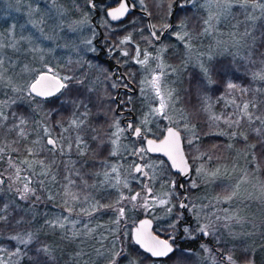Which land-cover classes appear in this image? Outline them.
<instances>
[{"label": "trees", "instance_id": "16d2710c", "mask_svg": "<svg viewBox=\"0 0 264 264\" xmlns=\"http://www.w3.org/2000/svg\"><path fill=\"white\" fill-rule=\"evenodd\" d=\"M147 1L153 26L162 29L168 22L165 21L166 19L159 20L157 16L162 15L167 18L174 0ZM115 2V0H106L104 5L106 8L112 7ZM86 3L87 0H84L85 5ZM43 4L44 2L41 0H34V5L38 7ZM255 14L259 15V12ZM246 16L243 9L233 7L230 16L222 18L218 23L219 41L225 46H222L220 52L215 53L210 51V44L203 37L208 33V31H204L208 27V24L204 23L208 19L206 11L197 3L187 9L179 6L175 14V26L172 33L178 31L177 28L178 32H182L184 28L181 29L180 24L184 22L189 38H186L185 41L171 39L172 33H170L162 42L167 48L164 60L168 66L167 73L163 75L162 84L167 96L168 92L172 93L171 97L168 96L169 114L174 122L172 125L181 131L185 143L191 141L188 148L185 144L190 161L196 162L197 160V145L194 143V139L204 136L209 143L211 141L218 142L219 158L229 156L230 162H235L237 166L246 169L248 173L253 172L264 186V149L258 144L259 137L252 131L255 127L264 126L258 123L249 124L246 119L241 118L242 113L239 107L244 103H255L257 107L255 109L250 107L249 111H254L257 115L264 117V80L253 78L254 73L264 69V64L261 63L264 61V19L255 21L253 25V22L247 20ZM133 25L130 24L128 28H133ZM245 29L251 31L252 36L244 39L239 37L243 45L247 40V46L236 48L230 41L232 33L242 35ZM32 32V25L23 12H19L13 1L0 0V45H3L0 48V54L3 55L5 61L6 75L16 78L21 75L28 56L23 54L24 40L20 38L27 37ZM109 32L104 31L105 37L110 42L116 41V38L112 40V33ZM190 37L195 42L196 49L202 50L203 54L198 52V56L188 54L189 51H187L185 43L191 39ZM216 37L213 35L214 39ZM252 37H255L254 41ZM13 43L16 44V48L11 47ZM114 45L117 46L115 42ZM159 45L161 44H155V48ZM58 53L60 61L59 59L53 62L46 61L45 64L53 67L61 76L73 74L85 79L84 85H77L79 93L74 90L71 93V98L79 95V99L87 104V109L84 107L76 109L71 104L61 106L62 102L69 97L59 93L51 97L50 101L43 103H37L40 98H35L32 101L18 99L17 103L6 108L5 112L9 114L15 112L29 118L28 141L37 139V133L42 135L40 125L49 126L52 131L54 128L57 131H63V135L71 141H75L76 136L79 135L86 146L85 155H77L74 148L71 153L60 157L58 170L52 169L55 175L54 182L56 181V189L52 193L53 201L46 200L47 196L39 201L34 196L28 200H21L14 190L9 191L6 185H0V188L3 189L0 191V209H3L0 215L7 218L0 221V260L5 261L6 264H31L29 257L34 255V252L28 251L17 241L11 240L10 237L16 233L23 235L27 231L39 230V239L52 249V255L55 257L54 264H122L129 260H135L137 264H246L248 259H251L253 264H264V217L254 218L250 221L256 227L251 232L256 238L253 243L236 239L240 237V228L243 227L237 226L229 232L220 234L217 243L215 236L214 239L211 238L214 251L208 246L181 245L176 246L174 253L167 259L156 260L143 254L131 241V230L144 216H134V213L131 214L128 211L129 200H124L121 205H116L117 208L120 206L125 208V215L120 218L119 223L114 222L117 212L113 209L105 208L95 211L91 216L85 214L86 211L92 212L93 202L98 201L106 205L115 204L121 193L125 197H130L134 192L141 193V187L132 181L133 177L128 175L123 178L129 183V188H123V185L113 187L114 179L110 177L111 175L107 181L103 178L104 172L111 174V167L116 165L111 154L113 145L110 143L109 137L119 118L114 112V93L113 91L108 93L111 84L101 83L103 79L107 80L106 76H110V71L94 57L80 55V59H72L64 52L58 51ZM62 54L65 56L64 60H61ZM206 55L209 58L204 57ZM202 58V63H197ZM77 61L80 63L78 64ZM89 62L99 66L101 64L103 69L99 71L93 66L91 69L83 67ZM11 63L12 66L9 65ZM32 63H36V60H33ZM43 66L44 64L42 66L37 64L34 69L44 71ZM202 66L210 70V80L204 74ZM136 70L138 71V69ZM35 74L32 72L27 82L31 81ZM228 83L236 84L238 87L230 90L227 88ZM105 90H107L106 93ZM16 95L7 88L0 90V100ZM34 109L35 111H33ZM142 110L136 104L134 112L141 115ZM85 111H87V115H81ZM63 112L70 113L67 122L55 125L57 114ZM216 117L219 119H215ZM77 118L83 119L84 125L81 128L70 127V121ZM237 119L240 120L238 125L231 124V121ZM12 123L13 119L10 116L9 120L5 122L6 127L11 126ZM64 129H67L66 133ZM233 132L236 133L235 136L232 135ZM94 136L98 139H93ZM150 136L156 137L157 134ZM244 136H247V139ZM100 138L104 140L103 145L100 144ZM16 139L15 133H8L6 128L3 134H0V148H5L7 154H12L11 157L18 162L25 157L26 153L22 149L18 153L11 151V148L18 147L14 143ZM25 143L26 141H21V145ZM253 144H257V147L253 148ZM6 145L10 147H5ZM140 145L142 146V143ZM0 155L3 156V159H0V171H3L6 156L3 153ZM37 158L39 159V157ZM68 160L76 161L74 168L79 170L83 180L66 171L64 163ZM209 160L214 164L215 160ZM81 161L86 163L82 165ZM66 175L76 181L74 185L68 187V191L78 197L76 200H73L70 195H65ZM84 181L87 182V186ZM32 187L37 189L36 195H38L40 193L38 192L39 185L32 184ZM217 191L221 194L227 193L225 188H218ZM193 194L194 192L189 191L187 200ZM179 196L181 198L180 193H178ZM5 205H7L6 208ZM69 207L72 208L71 213L67 211ZM173 213V219L165 228L159 227L158 224L155 225L154 222V233L164 240H168L177 231L175 220L180 211L176 204ZM53 214L61 218L68 216L69 220L66 223L76 221L79 225L74 229L49 228L47 226L41 228L45 219L51 220L50 217ZM46 215L47 218H44ZM18 220L22 222L17 224ZM250 226L252 225H245L248 231H250ZM194 229L193 225L189 231ZM73 233H77V235L73 236ZM181 239H185V236H182ZM17 247L21 251L13 255ZM202 248H208L214 254L217 263L205 257ZM26 251L27 255H25ZM121 252L122 255H116ZM229 255L233 258L232 262L224 258Z\"/></svg>", "mask_w": 264, "mask_h": 264}, {"label": "rangeland", "instance_id": "374dc122", "mask_svg": "<svg viewBox=\"0 0 264 264\" xmlns=\"http://www.w3.org/2000/svg\"><path fill=\"white\" fill-rule=\"evenodd\" d=\"M13 1V4L19 9V12H23V15L27 18L28 22L33 27L32 34H28L27 38H30L28 40H24V52L23 54L28 58L26 59V65L29 71H25V66L22 70V73L19 77H11L14 82L16 83H24L27 82L29 77L31 76L32 71L31 69L35 68V65L38 64V66H42L43 64L48 62L57 61L59 59V53L58 51L64 52L67 50V52H73V56L76 54H79L78 46H74L73 48L70 47V44H73V41H81V40H91V45H86L84 43V48L94 49L93 41L97 38V33L91 29V26L89 25V19L90 15L86 9V6L84 4V0H55V6L53 5V0H41L44 2L43 6H37L34 5V0H11ZM25 1V2H24ZM141 6H143L144 9H149V4L147 0H134ZM174 2V1H173ZM199 2V3H198ZM199 4L200 7L206 11L208 14V18L210 15L214 17L208 24V33L204 34L203 37L205 38L206 42L210 44L211 52H220L223 45L219 41V30H218V23L222 20V18H228L231 14L230 10H225L222 7H217L214 0L210 3V0H190L188 2L184 1L180 8L187 9V7H190L195 4ZM59 9H63L64 12L62 15L58 14ZM87 20L86 24L79 25L77 28V31L73 32L69 29L68 25L72 24L73 22H78L81 20ZM35 24V26H34ZM131 24L124 23L121 26H117L115 28H109L110 32L112 33V40L116 38V35L118 32L125 31V33H131L133 32L134 28H128V26ZM133 27V26H132ZM41 29L43 31H41ZM179 31V29L177 28ZM178 31L173 32L170 35L171 39L177 38V33H180ZM185 31V27L182 32ZM107 32V30H106ZM181 32V34H182ZM213 35L217 36L216 39L213 38ZM239 37H242V35H238L236 33H232L230 41L235 45L236 48H239L243 46L245 47ZM86 38V40H85ZM189 38V37H188ZM191 38V37H190ZM72 40L71 42H69ZM237 40L240 41L239 44H237ZM111 46V54H114L113 57L116 56L118 62H120L124 66V70L126 74H130L132 77V81L136 84L137 87V93L136 98H131V107L134 111V108L137 105H139L140 108H142L141 115L136 114V121L135 126H140L146 128L144 131L145 136H150L151 134L156 135L160 131H162L163 128H166L168 126H173L174 124L170 114H169V101L168 96L165 94V90L163 88L162 84V95L164 96L165 102L167 104L166 109L164 110L167 114V118L163 115L158 114H152L151 110L153 108H156L159 106L160 99L156 96V93L154 89L150 86L148 81L152 79L154 75H160L163 73H167L168 66L164 60V55L166 52V46L164 43H162L159 46H156V48L153 49V54L149 56L148 62L146 65H141L136 62V58L132 55L131 50L122 48L121 44H118L117 46L114 45ZM189 44V45H188ZM195 42H193V39L191 38L187 43H185L188 54H196L197 52L199 54H203L202 50L196 49V46H194ZM209 47V49H210ZM40 49V51H31L30 49ZM82 51L81 56H92L96 54V49L94 51L89 50L87 52ZM208 49V50H209ZM204 50V49H203ZM207 52L209 53V51ZM127 52L128 55L124 56L122 55L123 52ZM83 52L85 54H83ZM41 56L43 59H41ZM203 56V55H202ZM208 55L204 56L206 58ZM91 57V58H92ZM130 57V58H129ZM144 56H140V59H143ZM33 60H36V63H32ZM202 59H200L197 63H202ZM128 64H135L138 71L135 68H132V66H128ZM12 66V63L9 64ZM88 65H92L95 69H98L99 71L103 69L101 66L92 63ZM158 65H161L162 67H158ZM86 67L90 68L89 66L85 65ZM127 66V67H126ZM85 67V68H86ZM163 75L161 76V82ZM10 77V75H7ZM108 76V75H107ZM107 80L103 79L101 82L102 84H111V89L108 91L114 93L113 100L115 99V88L112 87V84L115 83L114 80L111 77V74ZM96 79V77H95ZM99 82V81H98ZM143 89V92L141 91ZM107 90H105L106 93ZM111 95V94H110ZM126 98V99H125ZM122 101H129V98L124 97L121 99ZM129 103V102H128ZM115 104V102H114ZM115 112V108H114ZM58 118H56L55 125H60V123L65 124L70 117V113H58ZM147 118V124L146 126L141 125V121L145 120ZM118 125L120 128H123L120 125V121L118 119ZM155 125V126H154ZM162 127V128H161ZM154 128V129H153ZM176 128V127H175ZM116 131V127L113 128V132ZM63 133V131H60L54 128L53 134L56 136H60V134ZM66 133V132H65ZM113 139L115 137H112ZM126 134L125 131L120 135V138L117 142V145L115 146L117 148L116 154L112 155L114 157V162L116 165L115 167L120 169V178L121 181L125 180L123 176L125 175L131 176L132 181L141 187V196L137 198L136 201H129L130 207H128V211L130 213H134L136 215L144 216L143 218H149L153 222H155V225L158 224L159 227H167L168 223L171 219H173L174 213L173 208L176 206L179 208V204L181 202L180 196L178 197V189H177V183L176 180L173 177H170L168 174L166 175V178L162 179V176L164 175L161 170L162 164L159 161L151 160L148 158L149 156L142 154L143 156V164L144 166L147 165V172H148V185L151 189V193L149 196L147 195V187H145L144 182L141 180V178L138 175L132 174L133 165L130 167L125 166L122 159L126 155H129V159H133L134 153L136 151L137 143L135 141H127L126 140ZM4 139V138H2ZM198 138L194 139V143L197 144ZM189 145V141L185 143ZM185 145V153L190 160L189 153L187 151ZM114 148V146H113ZM112 148V150H113ZM218 142L211 141L208 142L207 147L204 148V157L206 158L205 161L198 163L199 154L197 152V160L196 162H191L194 168V174L192 179L185 184L184 189L187 192H194V194L191 196L189 200L186 201V204L189 205L188 207V215L193 216V225L196 228L197 223L203 225V224H213L215 227V233L213 235H210L211 238L214 236L216 237V243L219 241L217 238L220 234L226 233L229 230L234 229L237 226H243L240 228V237H237V240H247L249 243H253L256 238L252 235L251 232H253L254 229H256L255 225H253V222H250L254 218H263L264 217V186L263 184L258 180L257 176L250 172L248 173L246 169L241 168L237 166L235 162H230L229 156L220 157L219 158V151L218 149ZM5 159H4V166L5 169L3 171H0V173H4L5 177L13 176L14 177V169L9 167L8 158L10 155L7 154V151L4 153ZM45 158L42 154L39 159ZM215 160L214 164L211 160ZM117 162H116V161ZM134 160V159H133ZM122 161V162H121ZM122 163V164H121ZM20 167L23 169L21 172V176H25L29 174V171L24 165H20ZM54 169V167H53ZM201 169L202 171L198 172L197 170ZM37 171H39V168H36ZM114 179V185H116L115 180V173L110 174ZM137 176V177H136ZM164 177V176H163ZM105 179V177L103 176ZM56 182V181H55ZM55 182L49 177L45 180L44 186L39 188L40 192L37 196L40 197V200L42 198H45L46 200L53 201L52 193L55 190ZM11 183L10 180H5L4 185L9 188V184ZM128 183V182H127ZM173 183L175 184V187H173ZM193 183H195V187H192ZM33 184L38 185L35 180ZM123 183L116 185L115 187H121ZM125 188V187H123ZM129 188V183L128 187ZM218 188H225L227 190L226 194L219 193ZM201 189L202 192H201ZM217 189V190H216ZM201 192V193H200ZM233 192H235V195L232 196L231 200H225V197L231 195ZM51 193V194H50ZM47 194V195H46ZM134 192L132 195H135ZM35 197V196H34ZM49 197H52V199H49ZM144 197H147L148 200V206H143ZM36 199V198H35ZM39 201V200H38ZM160 201H164V203H160ZM133 205H136L135 207ZM193 205L195 207H193ZM226 210V211H225ZM180 211V209H179ZM181 213H178L176 216H180ZM48 215V213H47ZM47 215L44 218H47ZM199 216V221H197L196 217ZM219 216L220 219L217 220L216 217ZM58 217L56 214H53L51 220ZM152 217V218H150ZM176 222L177 223V219ZM225 217H235L236 219H225ZM252 225L250 226V231H248L245 227V225ZM79 225L78 222L75 223V227H72L71 223H66L65 228H77ZM227 225V226H225ZM83 226V225H82ZM136 226V224H135ZM247 230V231H244ZM177 232V231H176ZM175 232V233H176ZM196 234L201 238L202 234L198 231H190L189 235ZM214 239V238H213ZM259 239V238H258ZM212 240V239H211ZM215 243V246H216ZM208 249V248H207ZM204 251L205 257H208L212 259L211 261L217 263V260H215L214 254L212 252L206 251L205 248H202ZM211 253V254H210ZM213 254V255H212ZM217 256V255H216ZM217 258V257H216ZM122 264H129V261L124 262ZM154 264V263H152Z\"/></svg>", "mask_w": 264, "mask_h": 264}, {"label": "snow or ice", "instance_id": "6c2138e0", "mask_svg": "<svg viewBox=\"0 0 264 264\" xmlns=\"http://www.w3.org/2000/svg\"><path fill=\"white\" fill-rule=\"evenodd\" d=\"M212 0H210V3ZM216 6L222 7L225 10H230L233 7H237L240 9H243L245 13L247 14L246 18L249 21L253 22V25L255 24V21L259 19H264V0H214ZM87 3L91 5V7H95V5L92 3V0H87ZM142 3V0H141ZM53 5L55 6V0H53ZM129 9V5L126 3H121L120 7L117 9H113L111 12L108 13L109 16H111L113 19H117L120 16H123ZM64 12L63 9H59L58 14L62 15ZM259 12V15H256L255 13ZM214 19L212 15L209 16L207 20L204 21L205 24H209L210 21ZM87 20H81L78 22H73L72 24H69L68 27L71 31L75 32L77 31V28L79 25L86 24ZM35 26V24H34ZM154 27V26H153ZM167 27V26H166ZM181 29L186 27L184 22H181L180 24ZM41 31H43L41 29ZM205 32L208 31L207 28L204 30ZM152 35L156 37V33L153 32ZM189 33L184 31L181 33H177V38L181 41H185L186 38H188ZM252 33L248 29H245V32L242 34L241 39H244L245 37H251ZM159 39V37H156ZM21 40H28L30 38L27 37H21ZM253 41L255 40V37H252ZM131 37H125L123 40L120 41V44L128 43L130 42ZM237 44L240 43L239 40L236 41ZM86 45H91V40L84 41ZM244 46H247V40L244 41ZM3 45H0V48H2ZM11 47L16 48V44L13 43ZM19 51V49H16ZM31 51H40V49L34 48L30 49ZM89 50L94 51V49L84 48L83 51L87 52ZM122 55L127 56L128 53L125 51L122 53ZM141 53L139 48L136 49V62L141 65H146L149 58V53L145 51L144 58L140 59ZM41 59L43 57L41 56ZM71 63V62H69ZM79 64L80 62L77 61ZM262 64H264V61H261ZM5 61L3 58V55L0 54V90L7 88L12 93L17 94L13 97H8L7 99L0 100V134H3L5 128L8 133H15V136L17 139L14 141L18 147L11 148L12 152H20L21 149L26 153L25 157L20 160L16 161L11 156L8 158L9 167L14 169V177L8 176L5 177L4 173H0V185H3L5 183V180H10L11 183L9 184V191L14 190L16 195L21 200H28L31 197L35 196L36 200H40V197L36 195L37 189L35 187H32V184L35 180V182L42 188L45 184V180L49 177L54 181L55 175L52 172L53 167L57 165V161L59 157L65 156L68 153H71L73 149L75 148V151L77 155L83 156L85 155V145L83 139L77 135L75 138V141H71L68 138H66L63 133L60 134V136H56L53 134V131L51 127L40 125L42 135L40 133H37L38 138L32 141H28V136L30 135V130L28 128L29 125V118L24 115H18L15 112L12 113H6L5 109L10 107L13 104L17 103V100H23L28 99L29 101L35 100L36 97H39L40 100L37 103H43L45 101H50L51 97H54L57 95V93H60L61 95L68 96L69 98L64 100L61 104L63 106L64 104H71L76 109H79L80 107H84L87 109V104H85L84 101L79 99V95H77L75 98H71V93L75 90L79 93V89L77 88V85H84L85 79L79 78L73 74H65L61 76L59 72L55 71L53 67L48 66L47 64H44V71H40L38 69H31L30 71L36 73L31 81L24 82V83H16L13 81L11 77H8L6 75L7 68H5ZM83 66V65H81ZM91 67L92 65H87ZM158 67H162L161 65H158ZM202 70L206 76L209 77L210 80V70L208 68H203ZM25 71H29L27 66H25ZM71 71V70H69ZM160 75H154L148 83L150 86L154 89L156 96L159 97L160 103L159 106L156 108H153L151 110L152 114H158L163 115L167 118V114L164 111L167 107V104L165 102L164 96L162 95V82H161V76ZM110 77L106 76V79ZM254 79L264 80V69H262L260 72H256L253 74ZM112 87L115 88L117 85L115 83L112 84ZM125 88L128 87L127 84L124 85ZM238 86L233 83H228L227 88L228 89H236ZM66 90V91H65ZM91 91V89H89ZM143 92V89L141 90ZM172 93L168 92V96L171 97ZM59 98V97H57ZM129 103L131 102V97H129ZM240 107V111L242 113L243 119H246L249 124H256L258 123L261 126H264V117L261 115H257L254 111H249L250 107L252 109H255L257 105L255 103H244ZM35 111V109L33 110ZM75 115V113H74ZM81 115L86 116L87 111L82 113ZM10 116L13 119V123L11 126L6 127L5 122H7L10 118ZM215 119H219V117H216ZM147 118L145 120L141 121L142 126H146L147 124ZM240 120H233L231 121V124H239ZM84 125L83 119H72L70 121V127L74 128H81ZM116 127V131L112 132L109 140L110 143L114 146L111 154L115 155L117 148L115 147L117 145V142L120 138V135L125 131V129L120 128L118 125V122L114 125ZM231 126V125H230ZM127 129L131 131L132 135H134L137 138L144 139V131L146 128L140 127V126H134L133 124L129 123L127 125ZM66 132L67 129H64ZM95 131V130H94ZM253 132L256 133L258 139V144L261 146L262 149H264V127H255L252 129ZM233 136L236 135L235 132L232 133ZM243 135V133H241ZM112 137H115L114 139ZM245 139H247V136H244ZM93 139H98V137H93ZM179 140H180V133L177 130H174L173 128L167 129V136L163 141H161L159 144H157L153 140H147V148H139L135 151V155L143 158L142 154L144 152H157L162 151L165 148L168 149V155L170 158L173 159V166L177 167L178 170L186 175L187 174V168L186 165L184 167H181L180 165H177L175 163V156L173 153L179 152ZM21 141H26L25 144L21 145ZM191 143V141H189ZM100 144H104V140L100 138ZM10 147V146H5ZM253 148L257 147V144L252 145ZM5 148H0V153H4ZM44 155L45 158L38 159L37 157H40L41 155ZM0 159H3V156L0 155ZM82 165L86 162L81 161ZM183 157L181 156V164H183ZM76 164V161L68 160L64 163V167L66 171L71 173L74 176L80 177L81 180H83V177L81 176L78 169L74 168V165ZM20 165H24L27 170L29 171L28 175L21 176V172L23 169L20 167ZM73 166V167H70ZM140 164H134L133 170L136 173H141L145 177H147L148 173L144 171V167ZM39 168V171L36 170V168ZM198 172L202 171L201 169L197 170ZM111 173H115V180L116 185H119L123 183V187L127 188L128 183L127 180L121 181L120 178V169L112 166L111 167ZM99 175V173H97ZM105 181H107L110 173L104 172ZM65 180L67 181V184H65V195H70L73 200L78 199V197L74 194L68 191L69 185H74L76 183L75 180L70 179L69 176H65ZM18 182V183H17ZM84 184L87 186V182L84 181ZM116 185H113L115 187ZM94 186V185H93ZM195 183H193L192 187H195ZM173 187H175V184L173 183ZM180 187H183V185H180ZM3 189L0 188V191ZM147 192L150 194L151 189L147 188ZM235 195V192H233L231 195L225 197V200H231L232 196ZM141 196V193H136L135 195H132L130 197H125L122 193L119 195L117 201L115 204H101L98 201L92 203V212H85L86 215L91 216L93 212L103 210L105 208L113 209L117 212V218L114 221L115 223H119L120 218H122L125 215V208L124 206L116 207V205H121V202L124 200L129 201H136L138 197ZM49 199H52V197H49ZM67 203V201H65ZM160 203H164V201H160ZM134 207L136 205H133ZM143 206H148V200L147 197H144ZM5 208L7 205L4 206ZM181 208H188L189 205L181 202L180 204ZM193 207H195L193 205ZM67 211L69 213L72 212V208H68ZM226 211V210H225ZM0 212H3V209H0ZM6 216L0 215V221L6 220ZM197 221H199V216L196 217ZM217 220L220 219L219 216L216 217ZM225 219H236L235 217H225ZM69 218L68 216L56 217L53 220L45 219L44 225L41 226L43 228L44 226H47L49 228H61L64 229L66 227V222H68ZM22 221L18 220L17 224H20ZM72 227H75L76 221L70 222ZM150 224V221H142L141 222V228H138L136 230L135 235V242L137 244H140L142 247H144L153 257H163L167 256L170 252L173 251V248L167 241L159 240L156 237H152L149 234H147L144 231V228L147 227V225ZM227 226V225H225ZM195 231H198L204 236L213 235L215 233V227L213 224H199L197 223ZM185 231H188L186 228ZM40 231H27L23 235L20 233H16L15 235H12L10 237L11 240L17 241L19 245H23L25 249L28 251H33L34 255L29 257V260L31 264H54L55 257L52 255V249L49 247V245L39 239ZM77 235V233H73V236ZM32 245L33 247H29ZM201 247H205L204 245H201ZM206 251H208L207 248H205ZM21 251L19 247H17L16 251L13 253V255L18 254ZM123 253H116L117 256L122 255ZM25 255H27V251L25 252ZM229 262H232L233 258L232 256H226L224 257ZM0 264H6L5 261L0 260ZM129 264H137L135 260H129ZM246 264H253V261L251 259H248Z\"/></svg>", "mask_w": 264, "mask_h": 264}, {"label": "flooded vegetation", "instance_id": "af4514ba", "mask_svg": "<svg viewBox=\"0 0 264 264\" xmlns=\"http://www.w3.org/2000/svg\"><path fill=\"white\" fill-rule=\"evenodd\" d=\"M115 1L116 2L114 4V6L106 8V6L104 5L106 0H97L94 3L95 11H92L89 8V4L88 3H86L85 6H86V9H87V11H88V13L90 15L89 25L91 26V29H93V31L97 33V38L93 41L94 49H96V54L94 55V58L98 62H101L102 64H104L106 66V68L110 71L111 77L114 80L115 84L117 85V87L115 88V94H117V91L120 89L119 101H120L121 104H120L118 113L115 110V114L119 118L120 125L123 127V129H125V124H126V121H127L126 119L129 118L131 116V114L134 115V119L131 122V124H133L135 126L136 114L134 113V111L131 108L133 106H131V104L126 102V101H122L121 99L124 98V97L136 98L137 87H136V84L134 83V81H132L133 79H132L131 75L130 74H126V72L124 70V66L120 62H118L116 56L113 57L114 54L110 53L111 52V46L113 45V42H110L105 37L104 31L105 32H106V30L110 31L109 28H115L117 26H121L124 23L127 24V23L131 22V24H134L133 25V28H134L133 32L127 33V34L125 32H123V31L119 32L117 34V36H116L115 43L118 45V44H120L121 40H123L125 37L130 36L131 37L130 42L121 44L122 48L129 49V50L133 51L131 56L136 55V49L137 48H139V50H140V53H141L140 56H144L145 51L150 54L149 56H151V54H153L152 49L155 48V44H162V42H164L166 37L169 36L170 33H172V29L175 26V14H176V12L174 14V22H173L172 29L168 33H166L164 35V37L162 38V40L160 42H156L155 39L151 36V34L149 33V31L147 29V20H146V18L140 16L137 13H133V14L128 15L126 20L121 22V23H117V24L111 23L106 17V11L111 9V8H114V7L118 6L119 3L121 2V0H115ZM129 1L132 3V5L135 8V10L147 12L149 17H150L151 23H152L151 14H150V12L147 9H144L143 6H141L140 4H138L134 0H129ZM184 1L188 2L190 0H174L173 5L170 8V12H169V15H168L167 18H165L162 15H158L157 16L159 20L162 21V20L166 19L165 21H167L168 23L162 29L161 28L157 29V28L153 27V23H152L153 31L156 33V37H159L161 35V33L166 29V26H168V24L170 22V16L172 14V9L175 6V2H177V9H178V7ZM96 14H97V17L95 18ZM163 17H164V19H163ZM93 19H94V23L92 22ZM85 40H86V38H85ZM71 41L72 40H70L69 42H71ZM74 46H76V47L78 46L79 55L76 54V55L73 56V52L71 51V52L68 53L67 50H65L64 53H65V55H68L69 58L72 57V59L73 58L78 59L79 56L82 54L81 50L83 49L82 46H84V40H81V41L75 40V41H73V44H70V47L73 48ZM83 54H84V52H83ZM88 57H90V56H88ZM135 58H136V56H135ZM64 59H65V56L62 54L61 55V60H64ZM107 59H110L111 62L107 63ZM59 61H60V58H59ZM116 65L121 69L122 74L127 77L128 82L130 84H132L133 87H129V86L127 88L124 87V85L127 84V83L125 82V79H124L123 76L121 77V79L119 81L116 80L118 75H116V78L113 77L114 71L111 68L113 66H116ZM100 66H102V65L100 64ZM128 66H132V68L137 69L135 64H128ZM83 67H85V65ZM117 69L118 68H116V70ZM124 88L125 89H135L136 93L135 94H129L126 91L124 92V91H122V89H124ZM58 94L59 93H57V95ZM114 102H115V108H116L115 99H114ZM169 127H172V126H168L166 128H163L162 131L157 133L156 137H151V136H147V137L151 138V139H153L155 141H160V140H162L166 129L169 128ZM173 128H175V127H173ZM175 129L177 131H179L177 128H175ZM179 133H180L182 141H183V148H184V152H185V139H184V136L181 133V131H179ZM125 134H126V137H127L126 138L127 141H135L137 143L136 150L139 149V148H144V144H143V141L141 139H132L126 133V129H125ZM130 134H132L131 131H130ZM140 143H142V146L140 145ZM207 144H208V141L206 140V138L204 136H201V137L198 138L197 144H196L197 145V152H198L199 158H200V160L198 159V163H201V162L206 160V158L204 157V148L207 147ZM144 153H145V155L149 156L148 158H150L151 160L159 161L162 164L163 170H161V172L164 173V175H163L164 177L162 176V179L166 178L167 174L170 177H173L176 180L177 189H178L179 176L177 174H174L171 171L168 163L162 157L151 156V155L147 154L146 152H144ZM185 155H186V153H185ZM186 157H187V155H186ZM133 159H131V158L129 159V155H126V158L124 157L122 159V161L125 164V166H128V167H130L131 165H134V164H139V163L141 164V166H144L143 159H141L137 155L134 154ZM187 159H188V157H187ZM59 162H60V157L58 158L57 165L54 167L56 170H58ZM188 162H189V165H190V168H191V178H190V180H191L192 177H193V174H194V168H193V165L191 164L189 159H188ZM144 171L147 172V166L144 167ZM132 174L134 176L138 175L141 178V180L144 182L145 187H147V185H148L147 184L148 183V177H149L148 175H147V177H145L141 173H135V171L133 169H132ZM189 181L181 183V185H183V192H180L178 190L179 193L181 194V199L183 198V193H186L187 199H188V192L185 191L184 186ZM202 190L203 189H201V192H202ZM187 211H188V208L186 209L185 212H181L180 211V213H181L180 216L181 217H178L177 223H176L177 232L168 239V240H171V242H170L171 245L174 248L176 246H181V245L182 246H187L188 244H194V245H197V246L204 245L206 247L208 246L211 250L214 251V244H213V242L211 240L210 235H208L207 238H204L203 235L200 238L199 234H198V236H196V234L189 235V232H190L189 230L193 227V216H189ZM186 228L188 229V231H185ZM186 235H187V237H186ZM182 236H185V239H181Z\"/></svg>", "mask_w": 264, "mask_h": 264}, {"label": "water", "instance_id": "95a60500", "mask_svg": "<svg viewBox=\"0 0 264 264\" xmlns=\"http://www.w3.org/2000/svg\"><path fill=\"white\" fill-rule=\"evenodd\" d=\"M96 1H97V0H92V3L94 4ZM122 2H123V3H126V4L129 5V9H128V11H127L123 16H120V17H118L117 19H113L111 16L108 15V13L111 12L113 9H117V8H119V7H120V4H121ZM89 8H90L92 11H95V8H94V7H91V5H89ZM176 10H177V2H175V6H174L173 9H172V14H171V16H170V22H169L168 26L166 27V29H165V30L161 33V35L159 36V39H157L156 37H154V36L152 35V33H153L154 31H153L152 23H151V20H150V17H149V15H148V13L145 12V11H137V10H135V8L133 7L132 3H131L129 0H121V2L119 3L118 6H116V7H114V8H111V9L107 10V11H106V17H107V19H108L111 23L117 24V23H121V22L125 21L128 15L133 14V13H137V14H139L140 16L146 18V20H147V29H148L149 33H150L151 36L155 39L156 42H160V41L162 40V38L164 37V35H165L166 33H168V32L172 29V27H173V22H174V14H175ZM96 17H97V14H96L95 18H96ZM95 18H94V19H95ZM94 19H93V21H92L93 23H94ZM110 62H111V60H110V59H107V63H110ZM116 68H118V69L116 70ZM111 69L114 71V73H113V77H114V78H116V75H118V77L116 78L117 81H119V80L121 79V77L123 76L124 79H125V82L127 83V85H128L129 87H133L132 84H130V83L128 82L127 77H126L125 75L122 74L121 69H120L117 65H116V66H113ZM122 91H124V92L126 91V92L129 93V94H135V93H136L135 89H125V88H124V89H122ZM119 97H120V89L117 91V94H116V96H115V101H116V108H115V110H116L117 113H118V110H119V107H120V104H121L120 101H119ZM36 98H39V97H36ZM133 119H134V115H133V114H131V116H130L129 118L126 119V120H127V121H126V124H125L126 133H127L132 139H140V138H137V137H135L134 135L130 134V130L127 129V125H128L129 123H131V122L133 121ZM169 128H173V127H169ZM167 129H168V128H167ZM167 129H166V131H165V133H164V136H163L162 140H160V141H155V140H153V139H151V138H148L147 136L144 135V139H141V140L143 141L144 148H147V147H148L147 142H146L147 140H153V141H155L157 144H159L161 141H163V140L165 139V137L167 136ZM173 129L176 130L175 128H173ZM146 153L149 154V155H151V156L162 157V158L168 163V165H169L171 171H172L174 174H177V175L179 176V180H178V190H179L180 192H183V187H180V185H181V183H183V182H187V181L190 180V178H191V168H190V165H189L188 159H187V157H186V155H185V152H184L183 141H182L181 135H180V140H179V152H178V153H173V155L175 156V163H176L177 165H180L181 167H184V166L186 165V168H187V174H186V175L182 174V173L178 170L177 167H174V166H173V159L170 158V156L168 155V149H167V148H165V149L162 150V151H157V152H146ZM181 156L183 157V162H184L183 164H181ZM139 164H140V163H139ZM140 165H141V164H140ZM135 173H136V172H135ZM147 184H148V183H147ZM147 188H149V185H147ZM146 193H147V195L149 196V193H148V192H146ZM186 200H187V195H186V193H183V198H182L181 202H183V203L186 204ZM181 202H180V204H181ZM180 204H179V209H180V211H181V212H185L187 208H181V207H180ZM142 221H150V224H148L147 227L144 228V231H145L147 234H149V235L152 236V237H156V238H158L159 240L167 241V242L171 245V243H170L171 240H164V239H162L161 237L157 236V235L154 233V222H153L151 219H149V218H142V219H140V220L136 223V226L131 230V241H132V243H133V244H134V245H135V246H136V247H137V248H138L143 254L147 255V256L150 257L151 259H156V260L167 259V258H168L169 256H171V255L174 253V251H175V248H174L172 245H171V247L173 248V251L170 252L167 256H163V257H153V256L151 255V253H149L144 247H142L140 244H137V243L135 242L136 230H137L138 228H141V222H142ZM203 237H204V238H207L208 236H204V235H203Z\"/></svg>", "mask_w": 264, "mask_h": 264}]
</instances>
